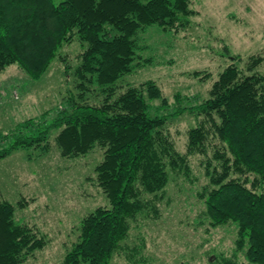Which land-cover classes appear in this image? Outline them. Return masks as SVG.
Wrapping results in <instances>:
<instances>
[{"label": "trees", "instance_id": "obj_1", "mask_svg": "<svg viewBox=\"0 0 264 264\" xmlns=\"http://www.w3.org/2000/svg\"><path fill=\"white\" fill-rule=\"evenodd\" d=\"M191 0H0V72L16 66L38 81L58 58L59 50L77 41L73 70L77 93L67 90L64 104L49 122L46 115L15 126L0 161L19 149L48 152V139L60 156L76 158L99 148L94 168L97 186L108 207L83 217L77 241L63 264H111L127 239L131 222L158 216L172 173L189 172L191 156L203 158L208 180L199 193L211 227L235 226L234 258L221 264H264V74L263 55L242 61L223 47L229 64L216 76L208 97L192 104L176 94L172 111L153 80L123 84L152 59L143 35L176 34L196 13ZM65 64V73L70 72ZM206 71H194L193 77ZM89 95L93 96L90 100ZM158 104V105H155ZM192 104V105H191ZM196 124L186 131L185 151L176 150L167 129L170 118L184 114ZM150 197V199H149ZM18 208L27 206L22 199ZM15 207L0 197V264H24L47 241L32 227L17 222ZM244 254V261L235 256Z\"/></svg>", "mask_w": 264, "mask_h": 264}, {"label": "rangeland", "instance_id": "obj_2", "mask_svg": "<svg viewBox=\"0 0 264 264\" xmlns=\"http://www.w3.org/2000/svg\"><path fill=\"white\" fill-rule=\"evenodd\" d=\"M52 1L58 4L61 0ZM191 1L190 8L196 14L185 30L171 34L153 27L143 35L153 48L145 51V57L152 61L123 82L155 81L171 111L176 94L192 104L208 97L217 74L230 62L222 56L224 46L242 61L263 55L264 50L261 24L245 19L253 14L243 0ZM256 4L261 8V0ZM253 13V19L264 17ZM79 52L77 41L63 46L58 56L66 63L56 58L38 81L29 79L16 66L0 72V134L14 133L13 128L27 119L46 115L49 122L54 117L67 90L77 93L72 73ZM65 64L71 67L69 74ZM194 71H206L209 77H193ZM258 71L264 74V60ZM88 98L94 99L92 95ZM195 124V117L188 113L170 118L167 129L179 153L185 151L186 131ZM55 135L52 132L48 139V152L19 149L0 161L1 199L15 207L17 222L32 227L47 241L24 264H63L65 253L77 241L80 220L97 207H108L94 172L103 151L95 148L84 156L64 158L54 143ZM11 140L13 137L0 139V150L8 148ZM202 160L201 156H191L188 174H170L164 196L156 203L158 216H139L131 222L128 237L111 264H221L222 258H234L235 226L211 227L204 214L199 193L208 180ZM22 199L27 206L18 208L16 203ZM235 260L243 262L244 254H237Z\"/></svg>", "mask_w": 264, "mask_h": 264}, {"label": "crops", "instance_id": "obj_3", "mask_svg": "<svg viewBox=\"0 0 264 264\" xmlns=\"http://www.w3.org/2000/svg\"><path fill=\"white\" fill-rule=\"evenodd\" d=\"M258 2V0H253V1H249V0H243V4L249 6L252 9V14L254 15L253 12L259 13V16H264V0H261V8L256 4ZM248 7V8H249ZM250 15L247 18L245 17V19L247 21H249L250 23H260L261 24V30H263L264 32V28H263V23H264V17H259L261 19H253L254 16Z\"/></svg>", "mask_w": 264, "mask_h": 264}]
</instances>
